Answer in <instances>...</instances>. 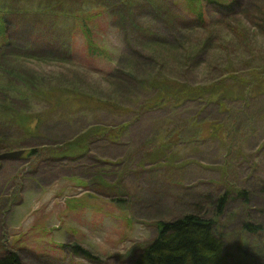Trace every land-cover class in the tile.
<instances>
[{
	"label": "rangeland",
	"instance_id": "obj_1",
	"mask_svg": "<svg viewBox=\"0 0 264 264\" xmlns=\"http://www.w3.org/2000/svg\"><path fill=\"white\" fill-rule=\"evenodd\" d=\"M39 1L17 5L24 32L9 25L0 37V86L9 99L0 103L28 117L29 126L0 119V129L14 136L10 150L26 149L0 165V256L126 264L157 236L160 220L194 212L215 220L228 264H264V23L256 25L264 0H226L230 8L135 0L132 11L119 0L121 9L106 5L89 22L62 24V6L36 17ZM50 25L59 36L66 31L70 57L35 45L37 52L26 51L29 31L40 26L55 35ZM166 83L180 84L178 95L156 104ZM215 84L222 86L216 92ZM43 92L66 99V109L51 110ZM95 125L115 137L87 135L85 153L43 156L39 164L28 153L72 142ZM247 221L261 228L248 230Z\"/></svg>",
	"mask_w": 264,
	"mask_h": 264
},
{
	"label": "trees",
	"instance_id": "obj_2",
	"mask_svg": "<svg viewBox=\"0 0 264 264\" xmlns=\"http://www.w3.org/2000/svg\"><path fill=\"white\" fill-rule=\"evenodd\" d=\"M23 0H6L2 4H0L1 10L4 14L2 18H0V37H3L4 34L8 33L9 25H13L14 27L18 28L15 29V33H22L24 32L25 28L23 25L25 24V17L23 18V12H20V9L17 8V5L22 3ZM107 4H104L103 0H40L38 3V9L36 13V17L39 15H44L45 18L52 13L55 6H62V10H59V17H63L59 23L62 24V21L65 22H72V23H79L78 20L82 18L83 20L89 22L92 18L102 14L101 7L103 6H110L114 5L116 8L112 7L113 9H121V5L119 0H107ZM125 4L126 9L128 11H132L133 5L135 4V0H122ZM188 3L194 4L198 2V0H188ZM201 1V0H200ZM203 1V0H202ZM201 1V2H202ZM209 3H214L223 7L230 8L231 5L226 4V0H207ZM71 3V4H70ZM84 3H89L92 8L84 10ZM70 4V8H69ZM199 8H193V11L198 12ZM119 11V10H118ZM117 11V12H118ZM97 13V14H96ZM132 13V12H131ZM11 17H10V16ZM264 16V15H263ZM6 17V18H4ZM50 16H48L49 18ZM7 19V20H6ZM264 18H260L256 25L262 26L264 23ZM35 23H37V19H35ZM82 24L85 22L82 21ZM86 24V23H85ZM37 25H40L37 23ZM52 30H54V26H49ZM58 27H56L57 29ZM40 29V26L35 27L32 31H29V45H26V51L31 52L34 50L35 52L38 49L43 52H51L52 54L59 53L65 59L64 56L70 57L73 53V43L69 41L68 38L64 35L66 31H62V35L59 36L57 30L55 35L53 32ZM87 29L90 33V29L86 24V30H84V34H86L90 39V34L87 32ZM22 32H18L21 31ZM68 30L72 31V26L68 24ZM31 38V39H30ZM53 38H57L53 40ZM10 43V42H9ZM32 45H35L37 48L32 49ZM92 44H89V55H95L97 51L94 47H91ZM230 72V71H229ZM158 76L154 77L151 81L152 87L156 88ZM222 82V80H221ZM178 83V82H177ZM175 83H166L164 87L158 86V97L155 101H162L163 98L167 99L172 95H178V86L180 84ZM185 87V86H181ZM218 84H215L213 88H215V92L218 88H221ZM2 90H0V97L4 98L3 101H8L9 99L5 98L7 95V90L5 87L0 86ZM157 89V88H156ZM193 91V90H191ZM202 88L199 89L197 92L193 94L201 95ZM45 100L48 102L50 101L49 108L54 111H58L59 109L65 110L67 104L66 99L57 98L53 99L54 96L50 92H43ZM220 98L216 99L215 101L221 104L222 98L224 97L223 93H220ZM51 99H53L51 101ZM61 99V100H58ZM211 99V97H210ZM58 100V101H57ZM57 101V102H55ZM156 101V104H160ZM180 101V100H179ZM179 101L177 103H179ZM214 101V102H215ZM211 103V101L209 102ZM108 104L106 103L104 107ZM109 107L115 105H108ZM153 107V106H152ZM19 111L14 108L10 104H2L0 103V119L3 118L5 121H9L11 124L15 125H22L26 130H28L29 126L27 125V118L22 117L18 118ZM40 120L33 121L31 126H35L37 122ZM95 128H91L90 131H86L79 136L78 139L72 142H66L61 146H55L50 151L46 149L37 150L32 148L30 150V155H32L36 159V164L41 162V158H55L61 159L64 157H73L79 154L85 153V151L89 148V143L85 139L87 135L92 137H99L102 134L106 133L105 135L109 138L115 137V135L111 132V128L107 129L106 127H101L100 125H95ZM4 123L2 122L0 128L4 129ZM124 127L123 125L118 126L116 129ZM0 129V137L5 140L4 142L0 143L1 147L6 150L14 149L16 144L9 145V139L14 137L11 136L9 132L6 130ZM2 130V131H1ZM119 131V130H118ZM15 140V138H14ZM221 199L225 200V196ZM119 200V199H117ZM223 206V205H222ZM222 206L219 207V211H222ZM216 222L213 218L206 217L200 213H186L180 217H176L172 220H160L158 222V234L157 236L142 246L139 254L134 258H130L126 264H228L229 261V254L226 249V243L224 239L219 235L216 229ZM245 228L251 231H257L261 228L260 225H253L251 222L247 221L244 224ZM73 251L76 254H82L79 250L78 245H75ZM85 257L87 259H97L96 256L93 254H89L87 250H84ZM0 264H27L21 257L18 252L9 251L4 255L0 256Z\"/></svg>",
	"mask_w": 264,
	"mask_h": 264
},
{
	"label": "water",
	"instance_id": "obj_3",
	"mask_svg": "<svg viewBox=\"0 0 264 264\" xmlns=\"http://www.w3.org/2000/svg\"><path fill=\"white\" fill-rule=\"evenodd\" d=\"M25 154V149H16L0 153V163L4 160L19 159Z\"/></svg>",
	"mask_w": 264,
	"mask_h": 264
},
{
	"label": "flooded vegetation",
	"instance_id": "obj_4",
	"mask_svg": "<svg viewBox=\"0 0 264 264\" xmlns=\"http://www.w3.org/2000/svg\"><path fill=\"white\" fill-rule=\"evenodd\" d=\"M25 152H26V149H25ZM1 165V164H0Z\"/></svg>",
	"mask_w": 264,
	"mask_h": 264
}]
</instances>
